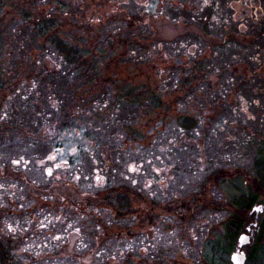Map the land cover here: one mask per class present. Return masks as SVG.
Returning <instances> with one entry per match:
<instances>
[{"label":"rangeland","instance_id":"rangeland-1","mask_svg":"<svg viewBox=\"0 0 264 264\" xmlns=\"http://www.w3.org/2000/svg\"><path fill=\"white\" fill-rule=\"evenodd\" d=\"M85 2L89 8H81L80 0H0V71L7 75L0 81L9 86L0 97V123L1 118L11 116L14 124L23 123H3L8 135L0 137V221L26 219L23 216L33 211V197L17 174L44 185L62 173L54 171L48 179L47 168L64 169L69 163L82 179L84 171L89 172L84 192H101V198H107V189L95 180L98 168L93 169L89 157L76 150H97L95 160L104 170L109 163V170L116 173L123 171L118 168L127 155L126 165L129 161L133 167L130 251H91L95 235L91 216L84 212L77 251L68 248L70 238L66 237L63 245L67 248L61 243L64 250L51 251L58 259L41 263L37 259L33 264H232L238 239L234 244L230 238L237 214L234 198L253 190L259 195L258 206L264 199L263 185L253 182L257 165L263 166L260 161H264V156L258 158V152L264 150V101L260 108L252 104L264 96L254 92L252 78L240 77L244 87L235 99L236 106L216 107L208 102L215 93L206 87L204 74L199 72V77L192 72L203 71L208 63L152 58L146 53L154 51L159 36L144 26L137 27L140 23L127 22L126 18L141 22L134 10L127 15L122 8H93L107 5L105 0ZM169 26L167 22L161 26L162 37L168 41L173 40L172 32H165ZM53 38L80 48L84 61L79 65L86 63L91 68L67 66L53 47ZM193 62L195 67L190 65ZM182 65L185 72L180 74ZM237 83L235 77L224 76L220 90L228 95L235 91L230 85ZM115 84L121 89L107 94L105 105L101 99ZM96 91L106 93L93 107L88 100ZM75 98L79 100L75 102ZM117 103L121 108L109 114ZM186 121H193L195 130L179 132V124ZM30 133L35 134L30 140L33 145L24 148L27 140L18 138ZM44 161L47 164L41 166ZM114 182V186L120 185L118 191L128 186H122L118 176ZM110 191L112 194L114 189ZM45 197L41 190L35 192L37 200L45 202ZM35 206L34 212L40 211ZM247 213L239 215L244 229L257 231L252 244L244 249L249 251L247 264H264V214L257 219L256 211ZM6 234V229L0 231L3 238ZM32 234L11 236L16 264L35 255L31 249L38 242L29 238ZM51 252L38 254L47 257Z\"/></svg>","mask_w":264,"mask_h":264},{"label":"flooded vegetation","instance_id":"flooded-vegetation-1","mask_svg":"<svg viewBox=\"0 0 264 264\" xmlns=\"http://www.w3.org/2000/svg\"><path fill=\"white\" fill-rule=\"evenodd\" d=\"M80 1L81 8H89L87 4H85V0ZM105 2L107 5L96 4L93 8H122L127 15L134 10L135 13L142 18L140 25L144 26L152 35L156 33L160 37H156V47L154 51L146 53V55L160 61L164 59H174L184 62L204 61V63H208V66L205 67L203 71L200 69H193L192 72L197 73L195 75L199 77L201 76L198 75L199 72L204 74V79L208 84L206 87H208L210 93H215L214 96L211 95V100L208 102L216 103V107L228 108V105H230V108H232L236 106L237 101L235 99L238 96L240 88L243 86L240 77L252 78L254 92L258 96H264V0H105ZM164 22L171 25L169 29L168 27L165 28V32L168 30L171 31L173 40L168 41L165 40L166 38L164 36L165 39L162 37V35H164V29H162L161 26H163ZM181 34L183 38L179 37ZM151 38L153 39L154 37L151 36ZM213 61L216 62V64L211 63ZM190 65L191 67H195L194 62ZM248 65H251L252 69H247ZM184 67L185 65H182L180 67L182 71L178 69V73L181 74V72H185ZM160 71L163 72V68ZM5 76L3 75V77ZM224 76L235 77V81L239 82L236 85H230V89H235V91L230 92L228 95L226 93L227 91H223V89L220 90L222 86H224L221 85ZM2 78L1 80L3 82ZM247 80L248 79H246V81ZM229 81L231 84H234L232 78H230ZM28 82H30V80H27V83ZM211 83L213 85H211ZM6 87L7 86L4 84L1 85L0 81V97L2 93L5 92L4 89ZM114 89L115 86H112V92L116 93ZM82 92L83 91L78 90L79 94ZM100 93L101 91H96L90 94L93 97L88 101H91L93 107L97 105L99 102L98 100L103 95V92ZM15 94H19V92L16 90ZM15 94H13L14 97ZM5 98L9 99V95H5ZM263 101L264 100H254L252 104L255 108H260ZM262 119L264 120V118ZM1 120L0 137L2 135H8L7 124H3L5 121L8 122V126L23 124L21 123L22 121L20 122L18 119L14 120H18V123L14 124L12 116L1 118ZM33 136H35V134L30 133V135L22 136L18 138V140H27V143H24V148H26L27 145L28 147H32L33 143L30 140L33 139ZM43 136L46 137L47 134L44 133ZM76 151L77 153H82V156L89 157L88 160L92 161L93 169L98 168L95 180L102 182V185L99 187H102L103 190L107 189L106 194H104L107 195V198H101V192L96 193L93 192V190H86L87 193L84 192V184H88L90 179L88 175L89 172L84 171V175L86 176L82 179V176L75 174L74 171L71 170L72 167L69 163L66 164V168L64 169H61L60 166L50 169L47 168L46 172L48 179L54 176V171L62 170V173L57 180L50 181L44 185L32 182L25 174H17V178L18 175L26 177L24 180L19 179L33 197L30 203L33 211L30 212L31 215L23 216L26 217V219L13 220V223L8 226L4 223L0 224V230L6 229L9 231L10 228L14 227L19 229L21 234H32L33 231L34 235H29V238L32 239V241L38 242L36 247L31 249L36 252L42 250H64L63 246H66L63 245V242L66 237H68V239L70 238L68 248L71 251H77L75 248L81 245L80 243L77 245L78 242L76 243V241L82 236L83 218L85 216H91V229L92 232H96L94 237L96 243L91 251H100V249L113 252L130 251L132 247L130 243L132 227V196L130 183L132 177L131 170H133V167L129 161L126 165L127 155L124 156L125 164L118 168H122L123 171L116 173V171L109 170V163L106 170H104L101 162L95 160V156L99 153L97 150L84 148ZM109 152L111 153L112 150H109ZM263 153L264 150H260L258 152V158L263 157ZM260 162L264 163L262 160ZM46 164L47 162L44 161L41 166H45ZM99 169L101 170L99 171ZM140 172L142 174L143 170ZM116 176L119 178V183L123 182L122 186H124L125 183L128 186L118 191L116 188L120 185L114 186L113 184L115 183L114 178L116 179ZM4 177L5 176H2V178ZM91 179L93 180V175ZM111 186H114V188H111ZM110 189H114L112 194ZM38 190H42L44 194H47V197L44 198V207L41 205V200L35 198V192ZM58 190L60 191L58 192ZM68 191L73 192L74 196H67L66 194ZM115 194L119 195L115 196ZM136 200L138 203L141 201L140 198H135V201ZM262 204H264V202L260 205ZM35 205H37L40 210L43 208H45V210L43 212L34 213ZM103 205L104 207H102ZM105 211H110L111 214H105ZM84 212H86L85 216ZM262 214H264V211L256 213V218L259 219L258 216ZM103 217L108 219L105 220ZM101 220L102 223H107L105 227L102 226V228H100ZM85 229H87V227ZM104 229H109L110 231H103L104 236L108 235L109 237H113V239H118L123 236L124 244H120V240H110L99 243L100 230ZM249 229L251 228L246 227V231H242L241 233L247 232ZM44 230L46 234H44ZM249 231H251V234H249L252 239L251 241H254L257 231H252V229ZM13 233L14 235L17 234L16 231H13ZM25 242L27 243V238H25ZM237 247L238 244L236 245L235 252L237 251ZM246 254L247 258H249V253L246 252Z\"/></svg>","mask_w":264,"mask_h":264},{"label":"trees","instance_id":"trees-1","mask_svg":"<svg viewBox=\"0 0 264 264\" xmlns=\"http://www.w3.org/2000/svg\"><path fill=\"white\" fill-rule=\"evenodd\" d=\"M126 20H127V22L134 21V23L135 22L137 23L138 21H140L139 19H132V18L131 19L130 18H126ZM137 27H139V26H137ZM124 29H125V27H124ZM55 40H56V42L53 44V47L55 49L57 48L56 49L57 50L56 52H58L57 54L60 56V58L63 59L64 63L67 66H69V67H71L73 69H80V68L81 69H83V68L90 69L91 68V66L86 64V63H83V64L79 65L80 61H84V60H81L82 59L81 57H83V51L80 48H78L76 46H73L71 44H68V43H66L64 41H61L58 38H53V41H55ZM0 68H1V65H0ZM82 76L86 77L88 75L82 73ZM2 77H3V75H1V71H0V78H2ZM117 89H121V88H120V86H117L115 84L114 91H117ZM105 93L106 92H103V94H105ZM112 93H113L112 91H109L108 93H106V95L103 96L101 101L103 103L107 102V100L109 98V96H107V94L111 95ZM75 94L78 95L77 93H75ZM123 98H124L125 101L128 100L127 96H123ZM78 100H79V98H75L74 99L75 102L78 101ZM106 104L107 103H105V105ZM72 105H73V103H72ZM96 106H98V103H97ZM121 106L122 105H120V103H117L115 107L113 106L112 108H109V114L111 112H114L115 110L121 108ZM67 110H69V108L68 109H64L63 112H67ZM60 115H62V114H60ZM113 115H114V113H113ZM68 116H69L68 114L65 115L66 118ZM99 117L100 116H97V118H99ZM194 127H195V125H194L193 121L192 122L186 121L185 123H180L179 124L178 131L181 132V133H183V131H184V133L185 132H192ZM261 165H263V166H260V164L257 165V170H256L257 179L254 178L253 182L257 184V182L260 181V184L263 185V187H264V163H261ZM18 178H20L22 180L26 179V177H24L23 175H18ZM263 190H264V188H263ZM59 191L60 190H58V192ZM41 193H44V192L41 190ZM66 195L71 197V196H74V193L71 192V191H68ZM40 197L43 198V196H40ZM258 199H259V195L257 193H255V191H253V190H251L249 193H243V194L237 196L236 198H234L232 206H234L235 211H237V214L234 216L235 224L233 225L234 228H233V231L231 233L232 236H230V238L234 241V244L236 243L235 240L239 236V233H241L243 231V229H244V225H243L244 224L243 223L244 220L242 221V217L241 216L239 217V215L240 214H248L247 211L250 212L253 209V207H255L258 204ZM41 205L43 207L45 206V202H43L42 200H41ZM102 207H104V205ZM44 210H45V208L41 209L40 211H36L34 213L43 212ZM1 221L7 226L9 224L13 223V219L9 220L8 218H4ZM1 221H0V224L2 223ZM6 221H10V222H6ZM106 224L102 223V220H101V224H100L101 227L100 228H102V226L105 227ZM261 230L264 231V221L261 224ZM13 231H17V228H10L9 231L7 232V234H6L7 237H5V238H3L0 235V264H16V263L19 262L17 260V258H15L13 256V254L11 253L12 243H13L11 241V239H12L11 236L12 237L15 236ZM103 231L110 232L109 229L100 230V237L98 236L99 237V243H102L103 241H110V240H116V241L120 240L121 242L124 241L123 240L124 239L123 236H121L118 239H113V237H109L108 235L104 236L103 235ZM92 234H94V232H92ZM130 239H132V237ZM121 242H120V244H122ZM140 247H143L142 244L140 245ZM103 252H107V251H103ZM121 252H124V251H121ZM38 253L39 252L36 253V257L34 259L29 257V259L28 260L25 259L24 262H22V264H33L35 262H38V261H35L37 259L40 261V263L44 262V261L47 262L50 259H58V256H55L56 254H53V253L51 255H49V256L47 254V257H44V255L43 256H38ZM63 253H65V252H62L60 254H63Z\"/></svg>","mask_w":264,"mask_h":264},{"label":"water","instance_id":"water-1","mask_svg":"<svg viewBox=\"0 0 264 264\" xmlns=\"http://www.w3.org/2000/svg\"><path fill=\"white\" fill-rule=\"evenodd\" d=\"M261 210V207L256 208V211L259 212ZM250 238L246 235H242L239 239V249L249 245ZM240 250L237 251L232 257L233 264H245L246 257L244 253H240Z\"/></svg>","mask_w":264,"mask_h":264}]
</instances>
